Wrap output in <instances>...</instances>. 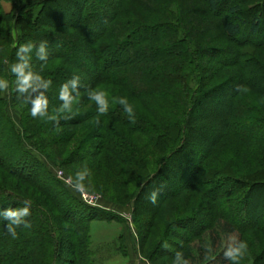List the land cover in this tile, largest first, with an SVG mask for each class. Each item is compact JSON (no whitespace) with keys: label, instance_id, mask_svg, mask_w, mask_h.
Instances as JSON below:
<instances>
[{"label":"trees","instance_id":"trees-1","mask_svg":"<svg viewBox=\"0 0 264 264\" xmlns=\"http://www.w3.org/2000/svg\"><path fill=\"white\" fill-rule=\"evenodd\" d=\"M93 1L95 3L86 4L82 0H26L22 3L23 7L26 6L25 13L16 19L20 38L15 47L10 46V29H0V116L6 121L9 133L15 137L18 155L35 162V165L25 164L27 167H23L24 170L33 167L35 171H43L46 169L44 160L51 166H55L54 159L58 160L56 155L52 157L46 154L43 147L28 149L25 145L27 137L56 127L80 125L83 117L84 120L86 117H100L94 124L96 133L95 130L90 132L94 136L93 139H90L88 133L81 143L86 141L91 148L100 149L101 163L118 178L117 184H127L125 178L136 181V193L128 196V201H132L136 208L141 195L150 185L155 187L154 195L159 196L157 204L180 194L181 189L168 194L162 188L158 190V185L166 180L167 169L172 167L175 156L191 147V150H194L193 155L197 154V158L192 166L193 178L189 186L183 187L186 190H199L204 195L208 205L199 207L208 211L205 218L207 222L199 220L196 214L176 220L174 227L184 226L189 231L187 234L175 233L174 237L182 240V245L178 246V253L169 254H176V264H232L240 238L234 243H222V238L230 237L238 228L229 216L230 209L225 207L235 199L240 203L250 202L253 208L257 200L253 198L254 189L263 187L264 180L244 178L243 181L234 176V173L211 171L208 164L216 155L218 144L225 136L244 143L255 142L263 145L264 138L247 136L244 132L264 125L261 113L253 110L256 116L244 129L239 127L236 117L242 116L250 105L242 102L246 89L256 90L261 96L264 92L255 88L261 81L258 75L257 84L239 74L238 77L229 78L211 88L208 85L211 79H206L201 73L206 64L213 61L219 63L220 58L224 61L233 59V63L240 66V63L246 60L242 57L245 43L248 44L247 47L255 50L251 53V58L257 60V67L264 70L261 55L264 54L262 13L244 9L243 0H179L182 16L180 21L172 22V18H176L169 13H165V20L159 21L161 17L157 16V9L154 8L157 0ZM51 2L55 3V8L48 7ZM71 3L76 10L78 8L79 13L72 12L64 17L80 19L79 23L62 21L64 25L43 24L42 20L45 17L48 19L51 9L59 7L66 12ZM256 6H262L264 11V0H259V3L257 0ZM225 8L226 13L216 16L219 9L223 11ZM252 8L253 5L250 9ZM244 12L250 14V22L240 17ZM4 18L6 15L0 10V23ZM245 24H248L249 35L243 30ZM25 27L32 30L37 37L26 39L23 32ZM213 30L220 31V34L228 37L233 44L224 47L211 44L209 38L204 41L203 35ZM109 50L111 54L107 55ZM119 51L123 52V56L115 55ZM70 55H85L86 58L92 56L93 63L87 65L92 70L99 71L98 76H95L94 72L90 74L93 81L88 86V104H81L91 105L86 111H82L84 113L79 118L77 114L62 106L74 101L75 94L82 88L76 85L68 86L61 79L83 81L84 76L89 77V71L73 65ZM193 57H196V63ZM153 58L161 60L147 64V59ZM54 60H59L60 64L53 66ZM19 65H25V75L31 74V86L25 85L22 75L14 71ZM197 68L201 71L198 73L199 78L194 76ZM3 74H6L5 79ZM229 75L231 72L227 74ZM196 79L198 82L193 88ZM189 84L190 90L187 92ZM9 86L13 93L17 94L13 95V99L22 96L21 101L27 105L26 117L19 126L5 108L3 88ZM116 88L122 91L120 95H115ZM260 88H264V84ZM64 89H70L67 91V100L62 96ZM225 94L228 98L225 105L228 108L224 107L223 103ZM97 95H102L103 103L94 98ZM214 95L222 98L215 112L223 118V124H220L223 129L214 136L215 138L207 137L206 141L202 139L201 150L195 153L196 149L191 145L196 137L201 139L200 134L203 132V125H197L199 122L196 119L207 118L201 113V107ZM127 97L139 102L144 113L132 107ZM37 99L44 103L41 110L33 116L32 109ZM74 135L68 134L62 144L68 143ZM84 152L75 153L73 157L76 160L81 159L82 154L85 156ZM147 154L155 155V159L152 167L145 170L146 165L150 164L145 158ZM126 164H129V168L123 172L119 165ZM185 168L184 170H187ZM28 179L29 182L32 180ZM50 182L55 188H60L61 184L71 196L54 193L53 186L34 183L32 184L39 189V197L25 194L23 196V193H16L12 188L0 187V200L6 197L9 201L5 203L8 207L0 205V264H15L20 258L29 262L36 258L41 264H57L58 260L66 262L63 255L65 249L71 258L73 256L68 264H77L78 259H81L83 264H91L90 241L86 231L91 218L81 216V212L93 208L83 203L77 193L66 187L63 182L56 179H51ZM222 185L221 189L216 188ZM205 186H212V191L208 193ZM228 196L232 201L227 199ZM11 213L18 214V217L14 218ZM76 217L78 219H75ZM59 221L67 224L66 231H61ZM154 221L155 217H152L147 224L152 226ZM191 224H194V230L189 229ZM166 228L167 233L172 236L174 231L169 229V224ZM195 236L200 237L199 241L191 243ZM64 237L69 239L68 245ZM163 238L158 244L160 248H163L165 243ZM132 241L137 245L134 238ZM158 251L160 254L164 252L161 249ZM26 254L27 258L24 257Z\"/></svg>","mask_w":264,"mask_h":264},{"label":"rangeland","instance_id":"rangeland-1","mask_svg":"<svg viewBox=\"0 0 264 264\" xmlns=\"http://www.w3.org/2000/svg\"><path fill=\"white\" fill-rule=\"evenodd\" d=\"M25 1L26 0L0 1V10L3 14L6 15L4 21L0 23V29H10L11 47H15L19 43V24L17 23L16 19L19 15L25 13L26 6L23 7L22 5V3H24ZM82 1L86 4L95 3V1L93 0ZM252 5L253 8L250 9ZM256 5L257 0L242 1V7L244 9H248L251 12L260 11V13H262L261 16L263 17L261 18L264 19V11L262 10V6H259L257 8ZM55 6V3L52 2L48 4V7L55 8ZM154 8L155 10L157 9L155 11L158 12L157 16L161 17L159 21L165 20V18L167 17L164 16L165 13H169L172 15V17L177 19L176 20L172 18V22L180 21V18L182 16L179 9V0H157L155 2ZM77 10L74 7L73 3H71L67 8V13L65 12V10H60L59 7H57L56 9H51V14L49 15L48 19L45 17L42 22L44 25L48 23L54 26L64 25L62 21L64 23L68 21L72 24H77L79 23L80 19L64 17L72 12H74V14L79 13V11ZM226 10L227 8H225L223 11L219 9V11L216 13V16L220 15V13H226ZM249 15L250 14H248V12H244L240 15V17L242 19H245L246 22H250L251 17ZM247 28L248 24H245L243 30L249 35ZM23 29V32H25L24 37L26 39L29 38L32 40V37L34 38V36H36V34L34 35L33 31L29 28L26 29L25 27ZM220 33L221 32L218 30L208 31L203 35V39L205 41L209 38L211 39V44L213 43L214 45H221L224 47H228L233 44V41ZM247 45L248 44L245 43V47L242 48V57L243 59L246 58V60L242 61L240 63V66L234 64L232 61L233 59H226V61H224V59L221 58L220 60H218L219 63L213 61L206 64V68H204V71L202 70L201 75L203 77H206V79H211H209V83L207 81L208 85L211 86V88L216 87L220 82L222 83L227 81V79L229 78L238 77V75L240 74L244 75V77H246V79L248 80L255 81L256 84L257 78L258 76H260V85L257 84L255 88L263 90L264 92V88H260V86L262 85L263 87L264 84V73L262 72L264 70L258 68L259 66L255 63L257 60L255 61L253 58H251V53H254L255 50L247 47ZM126 48L127 47H125V51ZM108 52L107 55L111 54L110 50ZM258 52L257 55H259ZM122 53V51H119V53L117 52V54L115 53V55L123 56ZM261 55L262 59L264 60V54L261 53ZM69 58L71 59L70 62H72L73 65L81 66L85 68L87 72L89 71V77L84 76L83 81L72 79L63 80L61 79L62 77H59L62 82L66 83L68 86L76 85L81 86L82 88V90L75 94L76 98L73 99L74 101H71L69 103L67 108H65V105L62 106L67 111L73 114H77L79 118V116L84 113L82 111H86L85 109L89 108L91 105L90 104L88 106H82L81 104H88V86L93 81V77H91L90 74L94 72L93 74L95 76H98L99 71L97 72L96 70H92L91 67L87 65L93 63V61H91L94 59L92 58V56H88V58H86L85 55L81 57H72V55H70ZM159 60L161 59L153 58L147 59L146 62L147 64H149L151 62H156ZM193 60L196 63V57H193ZM58 62L59 60H54L52 62L53 66L60 64ZM129 62H127L126 65H128ZM199 71L200 70H198V68L195 70L194 76H196L197 78H199ZM230 72L231 75L227 76V74ZM188 75L189 71L187 68V83ZM3 76H5L3 77V79H5L6 74H3ZM178 76L179 74L177 73V78ZM0 81L2 82V79ZM197 82L198 80L196 79L193 88L195 87ZM192 85L193 84H191V87ZM189 88L190 84L187 87V92L190 90ZM116 89L117 90H115V95H120V92L122 91L118 88ZM69 90L70 89H67V91ZM244 92V101L242 102L244 104L248 103L250 105L248 109H246V112L242 114V116H240L239 118L236 117V120L240 124L239 127H241L242 129L251 124L252 120L256 116L255 112H260V116L264 118V95H259L256 90H253L251 88L246 89ZM13 95L17 94L13 93V89L10 86L3 88L5 108L7 109L8 114L12 117L13 121L19 126L21 125L23 119L26 117L25 112L27 111V105L25 106V104L21 101L22 96L21 98L16 97L13 99ZM211 98V100L205 102L201 107V113L204 115V117L207 118L201 117L196 119L199 122L197 125H203V132H201L200 134L201 139H199V137H196L194 143H192L191 145L194 147V149H196L195 153L201 150L200 147H202V139L206 141L207 137L212 138L216 134L221 133L223 129L222 125H220L221 123L223 124V118L219 117V115L215 112L220 106L219 102L222 98L216 95ZM126 99L131 102L132 107L136 108L140 113H144L139 102L129 97H127ZM227 99L228 98L226 95L223 101L224 107L226 106V108H228L227 105H225L227 103ZM253 110L256 111L252 112ZM99 118L100 117H86V119L84 120L83 117V121L80 125H65L62 127H56L53 130H47L45 132L32 134V137L30 138L27 137L25 145L28 149H30V147H43V151L46 154L48 153L52 157L56 155V157L58 158V160L56 161L54 159L53 162L56 167L51 166L46 160H44L46 162V169H43V171L39 170V172L37 170L35 171L33 167L30 170H27V168H25L26 170H24L23 167H27L24 166L25 164L35 165V162H32L31 159L28 160L25 157L18 155L15 146V137H13L9 133L6 121L4 120L3 116H0V187L12 188L16 191V193H23L21 194L23 196L25 194L28 196L39 197V189L32 183L40 186H53V184H51L50 182L51 179H56L62 182L60 179H58L57 175V173L61 171L63 177H65L77 187H80L89 193H93L94 195H98L101 199V204L104 206V208L92 206L93 209H86L85 212H81V216L91 218L90 222L88 223L89 227L86 228L87 235L90 241L89 254L92 258L91 264H176V254L171 256L169 252L178 253L180 251V249H178V246H180V244L182 245V240L174 237L175 233L183 232L184 234H187L189 230L184 226V228L174 227L173 224L175 223V221L178 219L180 220L182 218H187V216H194V214H196L198 215L199 220L204 221L205 223L207 222L205 218L208 215V211H206V209H202V207H199V205H208V203H206L207 200L204 195L199 190L184 189V187L189 186L191 179L193 178L192 166L194 160H196L197 158V154L193 155L194 150H191L192 148L188 147L186 152L175 156V158L172 160V167L167 169L166 180H163V183L161 182L158 185V190L162 188L168 194L175 190L181 189V191L179 192L180 194L175 195L171 198H166L164 202L157 204V199L159 196L154 195L155 187L153 185H150V187H148V190H146V192H144L139 199L140 206L139 204H137L135 208L134 203L132 201H128V196L133 192L136 193L138 189L136 187V181L128 180V178H125V182L127 184H117L118 178L115 177L107 169V167H104L101 163L102 156L99 153L100 149L98 147L91 148L90 146H88V143L86 141L81 143V141L88 133V136L91 137L90 139H93L94 136L93 134H90V132L95 130L94 124ZM244 132L247 136L252 135L256 138H264V125L254 130H245ZM68 134L75 135L74 137H70V140L67 141L68 143L62 144ZM150 138H152V136H150ZM80 151H85V156H82V154L81 159L76 160L73 155ZM154 157L155 155L152 154H150V156H148V154L145 155L147 162L150 163L146 165L145 170H148L150 167H152L151 165H153V160L155 159ZM115 162L119 164L116 160ZM186 165L187 168H185ZM119 166L121 170H123V172L127 171V169L129 168V164H126L125 166ZM208 166H211V171H226L232 174L234 173V176L239 177L240 180L243 181L245 180L244 178L251 180L256 178L259 180H264V143L263 145L255 142L244 143L243 141H240L236 138L232 139L231 137L225 136L219 142L216 150V155H214L212 159H210ZM184 168L187 170H184ZM20 173H22V175H20ZM28 178H32V180L29 182ZM119 182L121 181L119 180ZM206 187L207 186H205V188ZM222 187L223 185L217 186L216 188L221 189ZM206 189L208 193H210L213 187L208 186ZM52 191L62 196L66 195L68 197L70 195L65 191L64 187L61 184L60 188H55L54 185ZM161 195H163V193ZM5 198H2L3 200H0V205H5L6 207H8V205L5 203H8L9 201ZM253 198L257 199L253 208L252 206H250V202L240 203L235 199L233 200L234 202L227 203L228 206L225 207L226 209H230L229 216H231L232 222L236 224L238 228L234 234L230 235V237L222 238V243H234L236 239L240 238L238 245L239 251H237L235 255L236 259H233L232 264H264V186L254 189ZM227 199L231 200L232 198L228 196ZM137 207L139 209H137ZM195 210L197 211L193 213V211ZM191 212L193 214H189ZM17 217L18 214H15L14 218ZM152 217H155L154 225L149 226L147 223H149V220ZM75 219L78 218L76 217ZM167 224H169V229L174 231V234L172 236L167 233ZM193 225L191 224L189 229L194 230V228H192ZM59 227H61V231L63 232L67 230V224L61 221H59ZM162 237H164L163 240L165 239V243L163 248H160L158 244L160 241H162ZM133 238L136 242L135 244L137 245H134V242L132 241ZM64 239L65 242H67L66 245H68V243L70 242L69 239L65 237ZM199 239V236H195L191 240V243H196L199 241ZM241 245H245L246 247L241 248ZM134 246H136V248ZM159 249L164 250V252L162 251L163 254H160L161 252L158 251ZM63 255L66 262L64 260H58L57 264H68V262L73 258V256L72 258L70 257L69 252L66 249L63 250ZM24 257L27 258V254ZM12 263L13 262H11V264ZM15 264L41 263L37 261L36 258L34 260L32 259L31 262H29V260L27 259L25 261L24 259L22 260L20 258L18 262H15ZM77 264H83V261L81 259H78Z\"/></svg>","mask_w":264,"mask_h":264},{"label":"built area","instance_id":"built-area-1","mask_svg":"<svg viewBox=\"0 0 264 264\" xmlns=\"http://www.w3.org/2000/svg\"><path fill=\"white\" fill-rule=\"evenodd\" d=\"M57 175H58V179H60L66 185V187H68L71 190H74L77 193V195L79 196L80 200L83 203L93 207L104 208V206L101 204V199L98 195H94L93 193H89L84 189L77 187L72 182H70L65 177H63L61 171H59Z\"/></svg>","mask_w":264,"mask_h":264},{"label":"clouds","instance_id":"clouds-1","mask_svg":"<svg viewBox=\"0 0 264 264\" xmlns=\"http://www.w3.org/2000/svg\"><path fill=\"white\" fill-rule=\"evenodd\" d=\"M24 68H25V65H19V66H17V67L14 69V71L19 72V73L22 75V77H23V83H24L25 85H29V81L31 80V74L29 73V74L25 75V74H24ZM29 86H31V85H29ZM62 96H63V98H64L65 100L68 99L67 89H64V91H63V93H62ZM94 98L97 99V100H100L101 103H103L102 95H97V96H95ZM122 102H123V101H122ZM43 103H44V102H43L42 100H40V99H37V100L34 102V105H35V106H34L33 109H32V115H33V116L41 110V107H42ZM67 107H68V105L65 104V108H67ZM82 192H83V191H82ZM11 214H12V215H15V213H11ZM245 247H246L245 245H241V248H245ZM237 251H239V249H238ZM233 258L236 259L235 256H234Z\"/></svg>","mask_w":264,"mask_h":264}]
</instances>
